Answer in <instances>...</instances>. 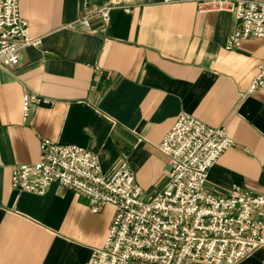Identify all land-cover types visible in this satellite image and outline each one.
Listing matches in <instances>:
<instances>
[{"label": "crops", "instance_id": "1", "mask_svg": "<svg viewBox=\"0 0 264 264\" xmlns=\"http://www.w3.org/2000/svg\"><path fill=\"white\" fill-rule=\"evenodd\" d=\"M20 11L42 44L0 68V264H87L115 215L112 205L93 213L57 183L42 195L12 188L14 168L41 159L42 139L92 151L107 176L126 162L147 199L169 181L159 145L187 113L234 141L206 188L264 194V89L248 93L264 38L228 50L232 11L202 12L196 0H90L88 10L81 0H20ZM87 14L93 32L80 23ZM26 94L51 103L25 113ZM238 264H264V246Z\"/></svg>", "mask_w": 264, "mask_h": 264}, {"label": "built area", "instance_id": "2", "mask_svg": "<svg viewBox=\"0 0 264 264\" xmlns=\"http://www.w3.org/2000/svg\"><path fill=\"white\" fill-rule=\"evenodd\" d=\"M171 2L173 0H164ZM202 12L229 10L237 26L226 48L237 49L249 37L264 38V0H196ZM84 10L90 0H81ZM104 21L109 11L98 10ZM82 27L93 32L89 14ZM20 11V0H0V68H15L28 47H40ZM264 89V64L248 93ZM48 99L26 94L23 108ZM234 141L225 127H211L182 113L159 145L170 166L165 188L145 199L144 190L126 162L107 176L98 155L75 144L49 139L40 143L41 159L14 168L12 188L42 195L53 183L84 195L93 213L115 208L103 246L95 248L87 264H238L264 246V194L235 187L226 195L206 188L210 169Z\"/></svg>", "mask_w": 264, "mask_h": 264}]
</instances>
